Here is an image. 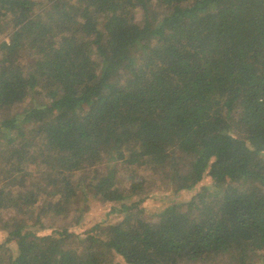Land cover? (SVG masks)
Segmentation results:
<instances>
[{"label": "trees", "instance_id": "1", "mask_svg": "<svg viewBox=\"0 0 264 264\" xmlns=\"http://www.w3.org/2000/svg\"><path fill=\"white\" fill-rule=\"evenodd\" d=\"M0 230V264L264 262V0H0Z\"/></svg>", "mask_w": 264, "mask_h": 264}, {"label": "rangeland", "instance_id": "2", "mask_svg": "<svg viewBox=\"0 0 264 264\" xmlns=\"http://www.w3.org/2000/svg\"><path fill=\"white\" fill-rule=\"evenodd\" d=\"M138 16V15H137ZM139 17V16H138ZM213 188L212 180L210 176H206L202 182H200L192 190H185L177 193L173 192H156L152 197L148 198L144 203L145 216L152 217L156 215L162 208L173 203L186 202L192 199L202 188ZM115 204L112 203H97L90 202L87 212L84 214L82 221L77 226L81 231L86 230L95 223H99L103 220H108L109 223L118 221L121 217L112 213L108 215V212L113 208ZM6 233L0 230V242L5 239ZM10 250L8 253L16 255L18 252L15 242L9 244ZM8 253L4 255L7 258ZM264 264V262L258 263Z\"/></svg>", "mask_w": 264, "mask_h": 264}]
</instances>
